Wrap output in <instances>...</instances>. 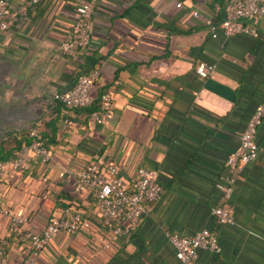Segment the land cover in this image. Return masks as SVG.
<instances>
[{
	"label": "crops",
	"instance_id": "obj_1",
	"mask_svg": "<svg viewBox=\"0 0 264 264\" xmlns=\"http://www.w3.org/2000/svg\"><path fill=\"white\" fill-rule=\"evenodd\" d=\"M24 1L8 0L16 18L0 34V154L12 152L36 125L50 159L7 171L0 202L20 208L34 229L67 204L89 222L86 229L54 234L37 264H177L166 232L201 227L215 234L219 251L199 249L198 264H264V154L237 170L225 165L264 96V17L245 20L255 36L219 32L213 38L203 21L219 19L226 0H97L90 41L70 57L58 48L74 17L70 1L38 0L19 14ZM200 61L214 65L204 78L194 71ZM92 66L99 75L90 95H110L102 122L92 123L83 107L43 113L54 92ZM254 140L264 145V115ZM89 161L115 164L125 181L138 166L158 171L162 192L145 203L129 236L110 235L94 213L92 195L74 192L65 170ZM217 184L229 187L227 198ZM218 204L231 207L234 225L217 224L209 214ZM6 225L0 218V236ZM26 244L7 237L11 264H22Z\"/></svg>",
	"mask_w": 264,
	"mask_h": 264
},
{
	"label": "built area",
	"instance_id": "obj_2",
	"mask_svg": "<svg viewBox=\"0 0 264 264\" xmlns=\"http://www.w3.org/2000/svg\"><path fill=\"white\" fill-rule=\"evenodd\" d=\"M69 1L74 17L59 41L58 48L65 55L73 57L90 41L89 20L97 0ZM37 2L38 0H25L18 8V13L24 14L28 6ZM213 10L217 14L220 6L215 4ZM197 14V11L192 10V15ZM250 17H264V0H226L219 19L205 18L203 22L213 38H216L219 32L226 37L240 33L255 36L256 30L245 22ZM15 18L16 15L10 10L8 0H0V34L10 27ZM213 69V64L203 61L194 67L196 75L200 78L206 77ZM98 75V66L78 73L69 88L52 94L49 103L41 107L43 113H50L52 108L58 106L78 108L92 105L93 108L88 112L90 121L95 124L102 122L109 114L110 95L107 90H102L94 100L89 92ZM263 115L264 96L248 117L238 137L237 147L226 155L225 165L229 170L240 169L242 165L255 159L259 153L264 154V145H259L254 140L256 126ZM63 121L64 125L68 122L67 118ZM27 136L28 140L11 155L0 159V181L7 171L27 169L29 160L45 163L50 159L46 141L36 125L27 128ZM65 172L72 178L74 192L86 191L92 195L94 213L112 236H129L131 227L139 221L145 211V203L157 199L162 192L158 171L145 166H138L129 181L122 178L116 165L111 162L89 161L78 169H66ZM216 186L221 190L223 198L229 196L228 186L222 184ZM208 212L217 224H235L230 206L212 205ZM0 218L6 219L7 223L6 234L0 236V264H11L6 253L7 237L10 235L16 240L28 241L23 247L22 264H37L36 258L41 248L54 234L86 229L89 223L78 209L69 204L51 212L40 229H34L27 224L20 208H12L1 202ZM166 236L176 254L177 264H198L199 249H207L213 253L219 251L216 236L207 227H201L190 234L166 232ZM104 246L109 247V244L106 242Z\"/></svg>",
	"mask_w": 264,
	"mask_h": 264
},
{
	"label": "trees",
	"instance_id": "obj_3",
	"mask_svg": "<svg viewBox=\"0 0 264 264\" xmlns=\"http://www.w3.org/2000/svg\"><path fill=\"white\" fill-rule=\"evenodd\" d=\"M83 108H88L87 109V112H89L92 108H93V106L91 105V106H87V107H83ZM38 131L40 132V134L42 135V137H43V133H42V129H38ZM28 140V136H27V131H25V133H24V137L23 138H21L19 141H17V143H14V144H12V147H13V151H15L16 149H18L19 148V146L23 143V142H26ZM5 151H7V152H9L8 154H0V159H3V158H6V157H8L12 152H11V150H8L7 148H6V150ZM5 155V156H4ZM3 157V158H2Z\"/></svg>",
	"mask_w": 264,
	"mask_h": 264
}]
</instances>
